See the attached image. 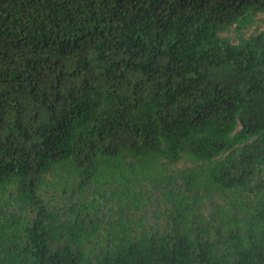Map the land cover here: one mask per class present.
Here are the masks:
<instances>
[{
	"label": "trees",
	"instance_id": "trees-1",
	"mask_svg": "<svg viewBox=\"0 0 264 264\" xmlns=\"http://www.w3.org/2000/svg\"><path fill=\"white\" fill-rule=\"evenodd\" d=\"M0 264H264V0H0Z\"/></svg>",
	"mask_w": 264,
	"mask_h": 264
}]
</instances>
